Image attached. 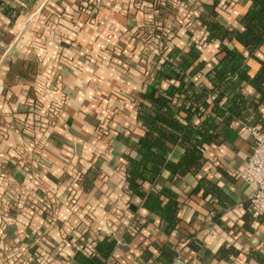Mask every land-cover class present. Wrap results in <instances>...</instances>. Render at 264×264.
I'll use <instances>...</instances> for the list:
<instances>
[{"label": "crops", "instance_id": "obj_1", "mask_svg": "<svg viewBox=\"0 0 264 264\" xmlns=\"http://www.w3.org/2000/svg\"><path fill=\"white\" fill-rule=\"evenodd\" d=\"M249 4L0 0V264H79L75 253L91 255L104 237L117 241L107 264H163L165 247L178 250L187 264H257L246 255L263 247L264 218L245 223L251 189L240 172L252 142L243 121L233 122L235 141L219 138L205 147L198 177L160 178L163 195L175 193L180 205V222L170 235L129 190L128 148L116 138L118 129L139 131L129 97L139 96L146 77L130 62L136 65L144 46L139 35L153 32L155 17L170 12L181 27L150 35L144 47L150 65L162 49L188 52L195 44L201 60L213 66L221 40L209 37L221 28L225 40L243 51L230 32L242 30ZM255 54L264 59V46ZM257 58H247L251 76L261 67ZM200 88H212L210 79ZM244 92L264 129V102L251 84ZM91 168L97 176L85 190L78 180ZM201 178L206 188L195 190ZM211 208L221 213V223L210 217ZM220 249L225 256L219 258Z\"/></svg>", "mask_w": 264, "mask_h": 264}, {"label": "trees", "instance_id": "obj_2", "mask_svg": "<svg viewBox=\"0 0 264 264\" xmlns=\"http://www.w3.org/2000/svg\"><path fill=\"white\" fill-rule=\"evenodd\" d=\"M249 1L247 12L240 18L242 30L230 32L231 38L243 47V51L225 40V28H221L217 35L209 37L221 40L218 52L221 57L213 66L201 60V50L195 44L188 52L178 47L162 49L155 65H150V53L144 48L150 35L161 36L167 33V29L175 32L181 27V20L170 12L155 17L157 24L153 32L145 29L139 35L144 46L136 65L130 64L134 65V71L143 68L146 82L139 96L129 97L139 131L132 126L118 129L116 138L128 148L123 158L129 190L143 199L144 208L161 218L168 235L179 225L180 205L175 193L163 195L164 190L158 187L160 178L166 175L174 182L176 179L187 181L189 177H198L206 162L205 147L219 138L233 142L238 137L232 126L235 120H241L247 126H258L261 121L262 116L247 99L244 86L251 84L264 102V59H258L255 54L264 46V0ZM158 8L163 10L160 4ZM248 57H256L261 64L254 76L250 74ZM204 79H210L212 88H200ZM56 111L57 107L49 114ZM96 176L97 170L89 169L78 180L79 187L88 189ZM206 183L205 178H201L195 190L206 188ZM147 184L153 188L147 190ZM44 203L49 208L53 207L52 201L45 200ZM210 213L214 221L221 223V213L212 208ZM263 218L264 215L259 220ZM245 221L246 225L250 224L252 216L246 217ZM116 245L115 238L104 237L91 255L76 252L75 260L79 264H107ZM173 250L169 247L163 249V255L167 257L163 264H171L179 254L178 250ZM232 252L235 253L234 250ZM218 254L219 258L225 256L224 249H220ZM51 255L55 259L58 256L54 252ZM246 257L249 261L252 259L257 264H264V244L261 249H251Z\"/></svg>", "mask_w": 264, "mask_h": 264}, {"label": "built area", "instance_id": "obj_3", "mask_svg": "<svg viewBox=\"0 0 264 264\" xmlns=\"http://www.w3.org/2000/svg\"><path fill=\"white\" fill-rule=\"evenodd\" d=\"M246 127L251 138L252 151L246 166L240 172V177L251 189L248 197L251 216L259 219L264 215V129L257 125H246ZM171 264H187V262L179 253Z\"/></svg>", "mask_w": 264, "mask_h": 264}]
</instances>
